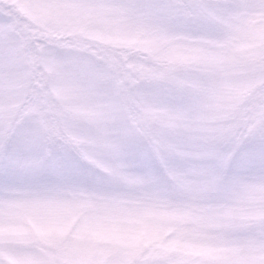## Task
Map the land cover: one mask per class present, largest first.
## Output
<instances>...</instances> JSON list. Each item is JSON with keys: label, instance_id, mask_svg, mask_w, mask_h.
Wrapping results in <instances>:
<instances>
[{"label": "clouds", "instance_id": "clouds-1", "mask_svg": "<svg viewBox=\"0 0 264 264\" xmlns=\"http://www.w3.org/2000/svg\"><path fill=\"white\" fill-rule=\"evenodd\" d=\"M0 264H264V0H0Z\"/></svg>", "mask_w": 264, "mask_h": 264}]
</instances>
